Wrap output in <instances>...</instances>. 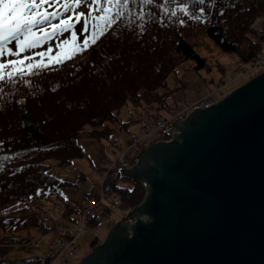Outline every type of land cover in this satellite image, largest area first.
<instances>
[{"label": "trees", "instance_id": "1", "mask_svg": "<svg viewBox=\"0 0 264 264\" xmlns=\"http://www.w3.org/2000/svg\"><path fill=\"white\" fill-rule=\"evenodd\" d=\"M92 5L97 17L105 15L99 9L108 6L106 0L99 4L94 0ZM107 15L111 20L107 27L104 20H90L94 32L103 29L95 40L105 38L99 52L91 49L89 59L66 76H56L52 69L82 56L84 41H89L87 46L94 44L92 34L25 54L18 59L24 60V74L9 77L10 69L0 71L4 77L0 80V206L14 205L9 215H0L3 230L27 228L28 220L17 214L26 213L30 207L24 205L34 199L77 211L62 194L67 183L47 173L46 161L55 159L65 167L86 158L80 144L84 138L114 144L109 123L119 122L125 129L134 123L119 120L121 110L130 103L167 108L173 91H160L167 88V79L176 68L191 60L196 70L208 66L197 51L201 42L196 38H209L223 52L238 54L245 65L264 53L262 32L254 28L256 19L264 17V0H153L151 4L128 0L127 6L121 0ZM29 64L33 65L31 74ZM131 160L133 165L136 157ZM126 181L117 168L103 187L116 197L121 209L130 211L145 200L147 188L142 183L124 185ZM16 242L14 237H0V245ZM97 244L94 240L92 246ZM31 261L42 264L40 258ZM27 262L0 255V264Z\"/></svg>", "mask_w": 264, "mask_h": 264}, {"label": "water", "instance_id": "2", "mask_svg": "<svg viewBox=\"0 0 264 264\" xmlns=\"http://www.w3.org/2000/svg\"><path fill=\"white\" fill-rule=\"evenodd\" d=\"M173 125L119 169L145 200L80 264H264V71Z\"/></svg>", "mask_w": 264, "mask_h": 264}, {"label": "rangeland", "instance_id": "3", "mask_svg": "<svg viewBox=\"0 0 264 264\" xmlns=\"http://www.w3.org/2000/svg\"><path fill=\"white\" fill-rule=\"evenodd\" d=\"M86 3H88L87 0H81L78 7H70L65 11V9L60 8V5H74V0H58V2L53 0L46 8V11L48 13L56 12L58 15L56 19H50V23L59 24L60 20L71 17L70 23L72 27L66 32H57L46 39H41V41L54 45L69 38L73 33L81 35L87 20H77L75 14L80 15L77 8L85 7ZM87 14L85 15L87 16ZM97 16L98 13L95 12L93 19ZM37 28L51 31L49 22L38 25ZM254 28L263 33H260V37L263 38L264 43V17L256 19ZM36 34L37 36L41 35L38 31ZM103 41H105L104 37L94 44L90 43L84 49L82 56L54 67L52 69L53 72L58 74L56 76H66L73 67L89 59V51L91 49L99 52ZM196 41L201 42V46L197 48V51L206 58L208 66L196 70L195 62L191 60L182 63L176 68L175 72L167 79V88L160 91L161 93L173 91L167 108L158 104L147 105L146 103H141V106H135L130 103L123 107L119 120L122 122L136 121L131 123L127 129L122 128L119 122L109 123L114 130L113 139L119 143L120 148H116L114 144L106 139L84 138L80 140V144L88 155L86 158H78L74 160L73 164L65 167L59 166L55 159L46 161L45 164L48 166L47 173L67 183L62 188V194L70 207L77 209V211H67L66 206L58 202L41 199L32 200L24 205V207H30L26 213L17 214L19 218L28 220L27 228L7 231L0 227V237L17 238L16 244L6 243L0 245L1 256L9 259L28 260L26 264H37L31 261V259L36 258H40L42 264H54L61 255L60 250L73 240L74 247H77L75 246L76 243L80 247V251L78 254H74L75 251L72 253L68 251L66 258L69 259V264H80L91 252V249L94 248L92 246L94 240L101 244L118 222H123L129 217L130 211L123 210L120 207L112 208V197L110 200L104 199L99 203V197L104 190L102 184L105 175L107 174L108 177L109 171L112 170L111 167H106V165L110 162H116L120 154L131 156L141 153L144 148L139 147L140 143L145 144V148H147L152 143L171 141L174 134L176 132L179 133L173 125L179 116L172 117L170 115L172 112L169 114L170 108H179L190 113L201 100L208 99L212 104L217 103L230 92L264 71V62H259L260 59H264V55L258 57L251 65H245L241 63L238 54L223 52L207 37L196 38ZM7 47L11 52L16 51L14 41L10 42ZM127 47L133 46L126 45ZM28 51L30 49L21 52L19 56L25 55ZM2 70L0 69V71ZM227 89H229L227 93H222ZM160 116L165 119H171L172 117L169 123L173 129L172 135L163 134L161 128L158 131L157 122L161 120ZM131 142V146H128V143ZM106 169L109 171L107 172ZM126 184L128 183H124V185ZM92 199L97 201V206L94 208H91L89 204ZM0 207V215L3 213L9 215L10 212L14 211V205L11 204ZM89 208L92 212L87 214L89 220H83L84 211ZM92 214L101 218L98 223L94 221L95 219H90ZM47 215L49 216L47 223L42 226L39 225L40 221H42L41 218L47 217ZM126 222L128 221L126 220ZM46 228L47 230H45ZM63 233L67 234L66 237L64 236L65 238L60 237ZM75 240L77 241L75 242ZM57 264L61 263L57 262Z\"/></svg>", "mask_w": 264, "mask_h": 264}, {"label": "snow or ice", "instance_id": "4", "mask_svg": "<svg viewBox=\"0 0 264 264\" xmlns=\"http://www.w3.org/2000/svg\"><path fill=\"white\" fill-rule=\"evenodd\" d=\"M58 2V0H57ZM99 4L100 0H96ZM128 0H124V5L127 6ZM204 0H201L203 3ZM52 0H0V56L5 54L19 56L21 52L35 48L41 41V39H46L48 36L53 35L57 32H66L69 28L72 27L70 21L71 17L68 19L60 20L59 24H51L50 19H56L58 13H48L44 10L45 4H51ZM81 3V0H74V5H64L65 11L70 7H78ZM107 7H102L99 10H102L105 15L102 17H96L95 19L104 20L105 27H107L111 20L108 17L107 13L112 10V7L118 6L121 3V0H106ZM144 4H151L153 0H142ZM182 11L184 9H181ZM175 14V13H173ZM81 17L77 16L76 19L79 20ZM45 22H49L51 31H47L44 28H37L38 25H43ZM94 27L98 28L99 25ZM36 29V31H34ZM85 30H87V21H85ZM40 32L41 35L37 36L36 32ZM103 29H100V32H94L91 39L95 43V40L98 38V35L101 34ZM73 42L75 41V33L72 36ZM15 42V52H11L7 45L10 42ZM69 41H64V44L67 45ZM89 41L86 39L84 41V48L87 47ZM47 55V53H42ZM67 58H72V53L67 54ZM30 59V58H25ZM24 60L17 61H8L7 63L0 64V69H10L9 77L12 73L19 72L20 74L25 73V69L22 67ZM33 65H28L29 74ZM4 79L0 75V80Z\"/></svg>", "mask_w": 264, "mask_h": 264}, {"label": "built area", "instance_id": "5", "mask_svg": "<svg viewBox=\"0 0 264 264\" xmlns=\"http://www.w3.org/2000/svg\"><path fill=\"white\" fill-rule=\"evenodd\" d=\"M259 62H264V59H260V61ZM208 106H210V103L209 102H207V101H200L199 103H198V107H201V108H207ZM182 111L181 110H175V111H172V114H171V116L172 117H174V116H181L182 115ZM172 117H171V119H161V120H159L158 122H157V124H158V126H157V129H158V131H159V129L161 128V130L163 131V134H166V135H168V136H170V135H172L173 134V129L171 128L172 126L171 125H169V123L171 122V120H172ZM170 138V137H169ZM111 166V165H110ZM102 199H109V194H107V193H105V192H103V196H102ZM101 199V200H102ZM90 205H91V207H95L96 206V201L95 200H92V201H90ZM117 206V202H113V204H112V207L114 208V207H116ZM87 214H89V212L88 211H86L85 212V214H84V217H88L87 216ZM45 218V219H44ZM43 218V221H47L48 220V217H44ZM72 244H73V241H71V243L68 245H66V247L64 248V250H66V249H68V248H70V247H72ZM73 252L75 251V253L77 252V247L75 248V247H73ZM56 262H61V263H64V262H66V260H65V258L62 256V254L57 258V260H56Z\"/></svg>", "mask_w": 264, "mask_h": 264}, {"label": "bare ground", "instance_id": "6", "mask_svg": "<svg viewBox=\"0 0 264 264\" xmlns=\"http://www.w3.org/2000/svg\"><path fill=\"white\" fill-rule=\"evenodd\" d=\"M139 146H140V144H139ZM144 149H145V147H143ZM140 155V153H138V154H135V155H131V156H129V158H132V157H136V162H137V157ZM130 162H132V160L130 161ZM130 162H129V164L126 166V168H122L121 166H119V165H116L115 164V166H114V168H113V170H115V169H117V168H119V169H129V168H131L132 166H134L136 163L134 162L133 163V165H130ZM120 171V170H119ZM120 173H121V171H120ZM123 179H126L127 181L125 182V183H128V184H126V185H135V184H138V183H140V182H133L131 179H128V178H124V177H122ZM143 184V183H142ZM147 188V187H146ZM147 190H148V188H147ZM147 194V193H146ZM144 219H146L145 217H144Z\"/></svg>", "mask_w": 264, "mask_h": 264}]
</instances>
